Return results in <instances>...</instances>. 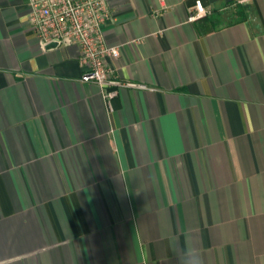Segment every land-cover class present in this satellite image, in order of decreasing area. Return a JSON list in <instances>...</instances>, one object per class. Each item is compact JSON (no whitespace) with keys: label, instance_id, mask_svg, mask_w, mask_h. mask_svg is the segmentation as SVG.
<instances>
[{"label":"crops","instance_id":"obj_1","mask_svg":"<svg viewBox=\"0 0 264 264\" xmlns=\"http://www.w3.org/2000/svg\"><path fill=\"white\" fill-rule=\"evenodd\" d=\"M107 1L110 105L0 0V264H264V0Z\"/></svg>","mask_w":264,"mask_h":264},{"label":"built area","instance_id":"obj_2","mask_svg":"<svg viewBox=\"0 0 264 264\" xmlns=\"http://www.w3.org/2000/svg\"><path fill=\"white\" fill-rule=\"evenodd\" d=\"M28 7V23L33 35L43 44L63 42L79 48V62L84 67L82 82L100 86L110 105L123 87L147 86L121 79L109 66V58L122 54L121 46H110L104 27L113 13L107 0H24ZM210 11L201 0L191 7L188 20L205 17Z\"/></svg>","mask_w":264,"mask_h":264},{"label":"clouds","instance_id":"obj_3","mask_svg":"<svg viewBox=\"0 0 264 264\" xmlns=\"http://www.w3.org/2000/svg\"><path fill=\"white\" fill-rule=\"evenodd\" d=\"M172 252L176 264H201L200 256L195 249H181L178 243H173Z\"/></svg>","mask_w":264,"mask_h":264}]
</instances>
